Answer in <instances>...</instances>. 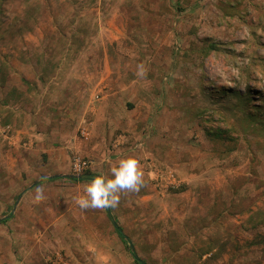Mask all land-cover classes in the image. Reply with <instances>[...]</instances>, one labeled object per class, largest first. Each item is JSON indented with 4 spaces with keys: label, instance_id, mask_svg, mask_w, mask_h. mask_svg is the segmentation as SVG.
I'll list each match as a JSON object with an SVG mask.
<instances>
[{
    "label": "rangeland",
    "instance_id": "rangeland-1",
    "mask_svg": "<svg viewBox=\"0 0 264 264\" xmlns=\"http://www.w3.org/2000/svg\"><path fill=\"white\" fill-rule=\"evenodd\" d=\"M129 156L143 186L80 209ZM0 264H264V0H0Z\"/></svg>",
    "mask_w": 264,
    "mask_h": 264
},
{
    "label": "clouds",
    "instance_id": "clouds-1",
    "mask_svg": "<svg viewBox=\"0 0 264 264\" xmlns=\"http://www.w3.org/2000/svg\"><path fill=\"white\" fill-rule=\"evenodd\" d=\"M139 74H143L142 68ZM143 183L144 173L139 161L133 156L121 158L111 169V178L94 176L84 187V194L75 198V203L82 210L115 208L121 194L138 191Z\"/></svg>",
    "mask_w": 264,
    "mask_h": 264
},
{
    "label": "crops",
    "instance_id": "crops-1",
    "mask_svg": "<svg viewBox=\"0 0 264 264\" xmlns=\"http://www.w3.org/2000/svg\"><path fill=\"white\" fill-rule=\"evenodd\" d=\"M88 82H90L89 79H88ZM69 90H73V87L71 89L68 88L65 92H67ZM65 92H64V97L67 96V94ZM76 94L79 95V91ZM111 95L107 99H105V100H107V101H105V103L107 105H103L101 103L102 109L107 108V111H105V113L107 112L106 113L107 115L106 116L104 115V117H103L105 119L102 122L103 123V129L98 126V128H100V130H98V131L96 130L97 136L99 138L101 137L103 139H104V137H108V136L110 137L112 134H114V132H118V131L125 132V131H128V129L130 128V127H128L127 123H126V125H121L123 123L125 124L124 121L129 122L128 119L123 120V116L122 117L112 116L113 115L112 109L119 108V110L123 111L124 105L123 104H121V105L117 104V103H115V101L113 102V100L111 99ZM26 104L32 108V103H29V104L26 103ZM74 104H75L74 101L69 102L68 103L69 108H67L65 106L67 104L65 103V105L61 108L62 111L60 112L59 115H57V117L53 118V115H51V117H49V119L51 118L53 123H55L61 129L60 130L61 134H57L56 136L60 137L59 139H62L60 141V144L65 145L67 148H71L73 151L78 150V152H80L81 154H84L86 156H90L91 158H97V154H99L100 152L103 154L102 150L104 148L102 146L101 141H97L95 139H94V141H90L88 143H83L81 141H78L77 145H76L74 130H75V126H76L75 123L78 121V118H79V113L77 114V106H75ZM55 105H59V103H57L56 101L47 103L48 108H55L54 107ZM77 105H78V103H77ZM92 118L95 119L96 117L93 116ZM112 121H114L115 124H114V126L111 127L109 122H112ZM130 122L132 124L131 120H130ZM107 123H108V126L106 125ZM72 126H73V128H72ZM106 129L108 130L107 133H105L107 131ZM49 130H54L53 126L52 127L50 126ZM71 130H72V132L70 133L69 131H71ZM94 136H95V134H94ZM103 145H104V141H103Z\"/></svg>",
    "mask_w": 264,
    "mask_h": 264
},
{
    "label": "built area",
    "instance_id": "built-area-1",
    "mask_svg": "<svg viewBox=\"0 0 264 264\" xmlns=\"http://www.w3.org/2000/svg\"><path fill=\"white\" fill-rule=\"evenodd\" d=\"M82 135L85 137V139H87V135L84 133V131L82 132ZM88 164L89 163L87 161L75 156L72 159L71 168L75 174H81L87 169Z\"/></svg>",
    "mask_w": 264,
    "mask_h": 264
},
{
    "label": "trees",
    "instance_id": "trees-1",
    "mask_svg": "<svg viewBox=\"0 0 264 264\" xmlns=\"http://www.w3.org/2000/svg\"><path fill=\"white\" fill-rule=\"evenodd\" d=\"M91 177L90 174H87V175H81V178L80 179H70V180H73V181H76V180H83V179H89ZM108 218L110 219V221L112 222V225L114 227V230L115 232L119 235V236H123L122 233H121V230L120 228L118 227V225L116 224V222L114 221V218H112V216L108 213ZM123 238V237H122Z\"/></svg>",
    "mask_w": 264,
    "mask_h": 264
},
{
    "label": "water",
    "instance_id": "water-1",
    "mask_svg": "<svg viewBox=\"0 0 264 264\" xmlns=\"http://www.w3.org/2000/svg\"><path fill=\"white\" fill-rule=\"evenodd\" d=\"M65 178H72L71 176H64ZM73 178L75 179H80L81 175H75ZM131 247V246H130ZM136 261H138L139 263H142L139 259H137V257H134Z\"/></svg>",
    "mask_w": 264,
    "mask_h": 264
}]
</instances>
